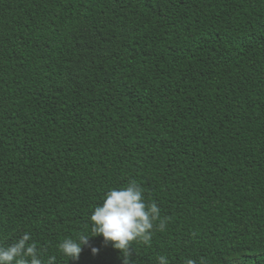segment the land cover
<instances>
[{
	"label": "trees",
	"instance_id": "trees-1",
	"mask_svg": "<svg viewBox=\"0 0 264 264\" xmlns=\"http://www.w3.org/2000/svg\"><path fill=\"white\" fill-rule=\"evenodd\" d=\"M130 180L170 223L129 264H264V0H0V243L124 264L58 245Z\"/></svg>",
	"mask_w": 264,
	"mask_h": 264
},
{
	"label": "clouds",
	"instance_id": "clouds-1",
	"mask_svg": "<svg viewBox=\"0 0 264 264\" xmlns=\"http://www.w3.org/2000/svg\"><path fill=\"white\" fill-rule=\"evenodd\" d=\"M90 221V236L83 230L75 239L66 238L59 243L58 251L62 256L78 261L89 240L102 237L104 245L121 253L124 264H129L134 247H151L154 235L167 231L170 218H162L157 203L149 202L144 188L130 180L126 186L107 192L102 206L94 208ZM46 254V249H39L28 233L11 244L0 243V264H44ZM92 254L97 255L98 250L92 249ZM47 264H56L55 256ZM158 264H169V261L165 256H159ZM186 264H195V261L188 260ZM200 264L205 262L201 260Z\"/></svg>",
	"mask_w": 264,
	"mask_h": 264
}]
</instances>
